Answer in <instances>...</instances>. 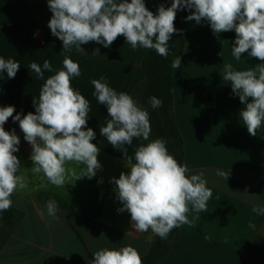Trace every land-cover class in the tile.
Wrapping results in <instances>:
<instances>
[{
    "label": "crops",
    "instance_id": "crops-1",
    "mask_svg": "<svg viewBox=\"0 0 264 264\" xmlns=\"http://www.w3.org/2000/svg\"><path fill=\"white\" fill-rule=\"evenodd\" d=\"M51 15L48 0H0V58L20 63L14 78L0 72V107L14 106V116L34 113L33 100L38 101L46 79L63 70L65 57L72 59L81 75L71 78V86L89 101L87 127L96 133L92 142L100 149L101 167L91 179L76 180L84 166L69 162L66 167L76 176L69 172L65 186L51 185L32 172V147L19 122L10 117L4 128L14 129L20 138L14 155L28 187L14 193L12 208L0 214V264H92L96 251L123 246L134 247L143 257L156 235L151 229L134 230L130 214L118 211L122 203L110 181L130 171L128 158L135 163V150L145 144L133 138L131 145L114 149L100 135L99 128L111 117L93 95L91 81L101 80L117 93L133 96L142 82L148 49H133L119 36L107 48L89 42L81 45L83 51L75 46L65 51L48 27ZM235 38L234 30L214 34L204 20L188 21L185 28L186 47L173 76L175 121L184 140L188 175L203 173L212 196L206 212L197 213L189 205L193 223L181 225L176 245L162 264H264V213L252 211L264 207V123L256 136L248 133L239 118L244 105L222 77L227 63L234 70H248L261 61L248 53L237 60L232 55ZM45 60L53 71L39 79L30 64L42 67ZM218 171L229 172L227 180ZM48 201L57 205L55 216L48 214Z\"/></svg>",
    "mask_w": 264,
    "mask_h": 264
},
{
    "label": "clouds",
    "instance_id": "clouds-1",
    "mask_svg": "<svg viewBox=\"0 0 264 264\" xmlns=\"http://www.w3.org/2000/svg\"><path fill=\"white\" fill-rule=\"evenodd\" d=\"M48 7L52 13L48 27L62 41L65 51L72 46L83 51L81 45L89 42L107 48L123 36L133 49L140 46L167 58L171 35L179 31L174 27L176 13L182 8L190 11L186 20L207 21L214 34L234 30L232 55L239 60L241 54L248 53L261 63L248 70H234L227 63L222 77L230 82L233 94L244 105L239 118L248 133L256 136V130L264 123V0H172L170 7L159 6L156 14L146 7L144 0H48ZM96 53L98 49L93 52ZM180 64L179 56L171 61L173 68ZM19 68V62L0 58V72L6 71L8 78H14ZM30 69L39 79H44L45 71H53L49 60L42 67L33 62ZM80 75L79 64L65 57L63 70L49 76L38 101L33 100L34 113L14 116V106L0 107V214L12 208L14 193L28 187L27 178L18 174L21 164L14 155L19 151L20 138L14 129L4 128L10 117L19 122L24 140L32 147V172L42 174V179L51 185L65 186L69 172L76 176L74 170L66 167L69 162L84 166L76 180L84 176L91 179L101 167L97 159L100 149L92 142L96 133L87 127L89 101L71 86V78ZM91 83L93 95L100 105L106 106L111 117L106 126L99 128L100 135L114 149L131 145L133 138L148 141L149 112L128 93H117L101 80L93 79ZM162 103L155 96L149 98L153 109ZM134 159L135 163L131 157L126 162L128 173L122 172L110 182L116 185L117 198L122 203L118 211L130 214L136 232L151 229L156 236L167 239L173 229L193 223L187 215L189 205L197 213L207 211L212 190L203 173L188 175L187 165L169 154L164 140L140 145ZM217 175L227 180L229 172L218 171ZM46 207L50 216L56 215L54 201H48ZM252 211L264 213V207L254 206ZM92 264H142V258L132 246L104 248L93 253Z\"/></svg>",
    "mask_w": 264,
    "mask_h": 264
},
{
    "label": "trees",
    "instance_id": "trees-1",
    "mask_svg": "<svg viewBox=\"0 0 264 264\" xmlns=\"http://www.w3.org/2000/svg\"><path fill=\"white\" fill-rule=\"evenodd\" d=\"M148 9L154 14L157 13L159 6L170 7L172 0H145ZM189 15L187 8L177 11L174 20V27L179 31L171 35L168 42L169 56L167 58L158 55L155 50L148 49L142 64V82L136 87L133 98L137 102L143 101L144 109L149 112L151 132L149 140H143L146 145L151 140L162 139L166 142L169 154L173 155L177 161L185 163L184 140L181 136L174 114L173 97V76L175 68L171 66V61L184 53L185 28ZM155 96L162 100V106L153 109L149 104V98ZM180 227L173 229L167 239L156 236L149 252L141 257L142 264H162L169 256L179 238Z\"/></svg>",
    "mask_w": 264,
    "mask_h": 264
},
{
    "label": "rangeland",
    "instance_id": "rangeland-1",
    "mask_svg": "<svg viewBox=\"0 0 264 264\" xmlns=\"http://www.w3.org/2000/svg\"><path fill=\"white\" fill-rule=\"evenodd\" d=\"M142 103H143V101H142L141 99H139V100L137 101V104H138L140 107L144 108V105H143Z\"/></svg>",
    "mask_w": 264,
    "mask_h": 264
}]
</instances>
